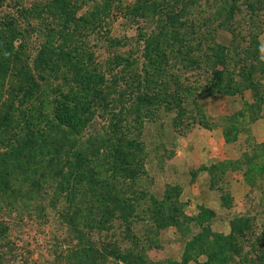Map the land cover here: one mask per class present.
<instances>
[{
  "label": "rangeland",
  "instance_id": "374dc122",
  "mask_svg": "<svg viewBox=\"0 0 264 264\" xmlns=\"http://www.w3.org/2000/svg\"><path fill=\"white\" fill-rule=\"evenodd\" d=\"M260 1L0 0V264H264V143L207 168L199 192L184 153L195 130L228 144L264 121ZM72 92L87 112L69 129L56 112Z\"/></svg>",
  "mask_w": 264,
  "mask_h": 264
},
{
  "label": "crops",
  "instance_id": "0c3cea01",
  "mask_svg": "<svg viewBox=\"0 0 264 264\" xmlns=\"http://www.w3.org/2000/svg\"><path fill=\"white\" fill-rule=\"evenodd\" d=\"M236 109H240L241 106L236 105ZM223 109V107H221ZM252 123V122H251ZM197 136V139L193 140L192 138ZM188 141H186V148L184 150L185 154L192 155L191 161L195 169H199V173L194 180L192 189L202 191L208 185V180L210 174L207 171V168L218 165L224 161L237 162L241 159L245 153L244 142L247 138H254L256 144L264 143V121L257 120L250 125L249 131L247 134H241L239 137L232 143H226L221 131L219 129L207 131V130H195L187 136ZM192 140V141H191ZM189 142V143H187ZM247 166L243 164L235 165L231 168V171L227 173V183L229 191L231 193V198L233 202L237 204V207L241 211H244V199L248 194L249 184L246 178L245 173L247 172ZM217 190L212 191L210 194L213 210L219 217L218 224L214 227L218 231H223V235H228V221L230 219L229 213L222 206L220 201V195ZM197 206L201 204L207 205V198L203 200L201 197H197L193 202L188 204ZM221 219V222H219ZM227 231V232H226ZM198 262H201L198 259ZM188 264H196L195 262H189Z\"/></svg>",
  "mask_w": 264,
  "mask_h": 264
},
{
  "label": "trees",
  "instance_id": "16d2710c",
  "mask_svg": "<svg viewBox=\"0 0 264 264\" xmlns=\"http://www.w3.org/2000/svg\"><path fill=\"white\" fill-rule=\"evenodd\" d=\"M261 3H264V1H260ZM11 46V45H10ZM13 46V45H12ZM223 49V48H222ZM155 54H158L159 56L161 55L158 51H154ZM7 56H9V54H7ZM222 54H217L215 53L213 55V57L215 59H220L219 57H222ZM256 70V66L252 65V72H254ZM247 76V75H246ZM221 80V78L218 79V81ZM251 84V89L255 92L257 97H261L260 95V91L258 90V88L256 87V85L250 80L249 81ZM81 88H84L86 90V85H83L81 83H79ZM85 86V87H84ZM94 88L91 90L92 94H96V89L95 86H97V84L93 85ZM217 84H211V88L218 89V87H216ZM226 90H229V87H227ZM212 92L210 91V94ZM233 93V92H232ZM72 98L71 96H69L67 99L69 100L68 104L65 105V107H61L59 105H57V110L59 112H56V116H57V121L60 122L61 124H63L65 127L69 128V129H74L75 126H79L81 123H83L85 121L84 115L86 114V112H84L83 107H81L83 103V99L81 97L82 93H73L72 92ZM259 100H261V98H258ZM81 108V109H80ZM121 211V210H120ZM119 211V212H120ZM225 239V238H224ZM227 240H224L223 243H225L227 249H224L223 251H230L232 253H235V248L234 246L231 244V242L233 241L232 237L226 238ZM203 254H206L208 257H211L212 260H220V262L223 263V261L221 260V258H219V256L221 255L220 252L214 251V252H210L208 250L202 251ZM186 261V260H185ZM186 263V262H185Z\"/></svg>",
  "mask_w": 264,
  "mask_h": 264
}]
</instances>
